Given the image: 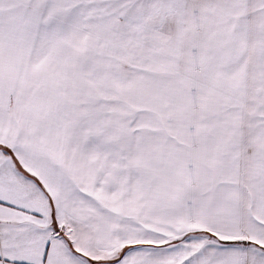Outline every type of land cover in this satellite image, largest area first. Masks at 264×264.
Listing matches in <instances>:
<instances>
[{"label": "snow or ice", "instance_id": "6c2138e0", "mask_svg": "<svg viewBox=\"0 0 264 264\" xmlns=\"http://www.w3.org/2000/svg\"><path fill=\"white\" fill-rule=\"evenodd\" d=\"M0 264H264V0H0Z\"/></svg>", "mask_w": 264, "mask_h": 264}]
</instances>
